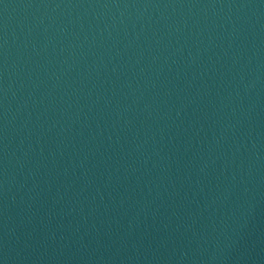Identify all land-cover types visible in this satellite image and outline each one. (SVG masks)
I'll return each instance as SVG.
<instances>
[{
  "label": "water",
  "instance_id": "95a60500",
  "mask_svg": "<svg viewBox=\"0 0 264 264\" xmlns=\"http://www.w3.org/2000/svg\"><path fill=\"white\" fill-rule=\"evenodd\" d=\"M0 264H264V0H0Z\"/></svg>",
  "mask_w": 264,
  "mask_h": 264
}]
</instances>
